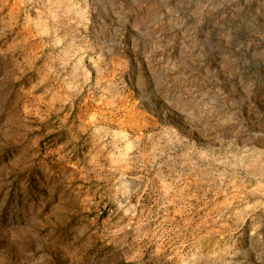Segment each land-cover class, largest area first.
Returning <instances> with one entry per match:
<instances>
[{
    "label": "rangeland",
    "instance_id": "1",
    "mask_svg": "<svg viewBox=\"0 0 264 264\" xmlns=\"http://www.w3.org/2000/svg\"><path fill=\"white\" fill-rule=\"evenodd\" d=\"M0 264H264V0H0Z\"/></svg>",
    "mask_w": 264,
    "mask_h": 264
}]
</instances>
